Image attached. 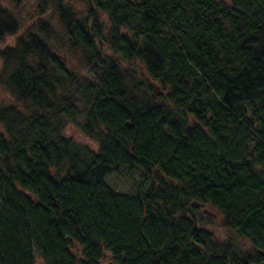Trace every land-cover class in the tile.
<instances>
[{
  "label": "trees",
  "instance_id": "trees-1",
  "mask_svg": "<svg viewBox=\"0 0 264 264\" xmlns=\"http://www.w3.org/2000/svg\"><path fill=\"white\" fill-rule=\"evenodd\" d=\"M37 260L264 264V0H0V264Z\"/></svg>",
  "mask_w": 264,
  "mask_h": 264
},
{
  "label": "rangeland",
  "instance_id": "rangeland-1",
  "mask_svg": "<svg viewBox=\"0 0 264 264\" xmlns=\"http://www.w3.org/2000/svg\"><path fill=\"white\" fill-rule=\"evenodd\" d=\"M26 11H24V19H23V29H27L28 27L33 26L35 23V18L37 17V13L35 10L34 4L31 6H28L27 9L25 8ZM13 38L12 36L6 37L4 45H13ZM65 135L75 142L81 143L88 145L93 148V145L89 143L85 138L80 136L78 133H76L74 130L71 128H67L65 131ZM104 183L106 186L110 187L113 189L116 193H120L123 195H132L135 191V187L138 184V174L133 173L128 178H125L121 173H112L108 175L104 179ZM240 246H245L244 241L239 242ZM37 264H40V262L37 260ZM102 264H111L110 261L107 263V260L103 262Z\"/></svg>",
  "mask_w": 264,
  "mask_h": 264
}]
</instances>
